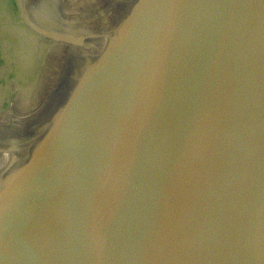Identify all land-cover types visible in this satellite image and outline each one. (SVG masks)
Returning a JSON list of instances; mask_svg holds the SVG:
<instances>
[{"label":"water","instance_id":"obj_1","mask_svg":"<svg viewBox=\"0 0 264 264\" xmlns=\"http://www.w3.org/2000/svg\"><path fill=\"white\" fill-rule=\"evenodd\" d=\"M0 264H264V0H0Z\"/></svg>","mask_w":264,"mask_h":264}]
</instances>
